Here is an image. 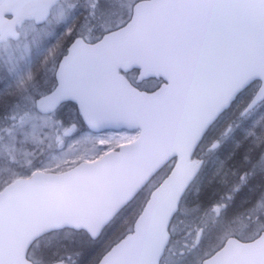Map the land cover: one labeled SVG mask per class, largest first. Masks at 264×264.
Returning <instances> with one entry per match:
<instances>
[{
	"label": "snow or ice",
	"instance_id": "6c2138e0",
	"mask_svg": "<svg viewBox=\"0 0 264 264\" xmlns=\"http://www.w3.org/2000/svg\"><path fill=\"white\" fill-rule=\"evenodd\" d=\"M0 264H264V0H0Z\"/></svg>",
	"mask_w": 264,
	"mask_h": 264
},
{
	"label": "flooded vegetation",
	"instance_id": "af4514ba",
	"mask_svg": "<svg viewBox=\"0 0 264 264\" xmlns=\"http://www.w3.org/2000/svg\"><path fill=\"white\" fill-rule=\"evenodd\" d=\"M235 227H236L237 229H239V228L241 227V225L237 224V225H235Z\"/></svg>",
	"mask_w": 264,
	"mask_h": 264
}]
</instances>
